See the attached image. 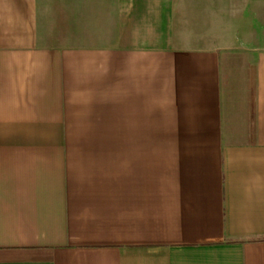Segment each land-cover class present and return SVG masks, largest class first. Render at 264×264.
<instances>
[{
  "label": "crops",
  "instance_id": "0c3cea01",
  "mask_svg": "<svg viewBox=\"0 0 264 264\" xmlns=\"http://www.w3.org/2000/svg\"><path fill=\"white\" fill-rule=\"evenodd\" d=\"M104 1L0 0V264H264V0Z\"/></svg>",
  "mask_w": 264,
  "mask_h": 264
},
{
  "label": "rangeland",
  "instance_id": "374dc122",
  "mask_svg": "<svg viewBox=\"0 0 264 264\" xmlns=\"http://www.w3.org/2000/svg\"><path fill=\"white\" fill-rule=\"evenodd\" d=\"M40 1V3H41V5H42V9H43V11L47 8V7H49L50 5H51V3H53L54 2V0H39ZM77 1H79V0H77ZM103 1V2H102ZM80 2H83V0H80ZM95 2L98 4H100V3H104L105 1L104 0H95ZM63 3L65 4V5H68V7H70V6H75V4H76V2H75V0H63ZM97 4H95V5H97ZM180 4H181V8L184 10V12L186 11V0H180ZM78 5L76 4V6L75 7H77ZM262 6V5H261ZM260 31H261V28H260Z\"/></svg>",
  "mask_w": 264,
  "mask_h": 264
}]
</instances>
